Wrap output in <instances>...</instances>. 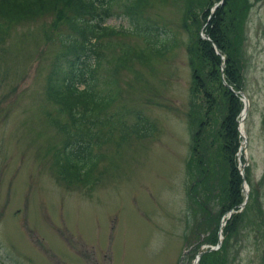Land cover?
I'll return each instance as SVG.
<instances>
[{"label": "rangeland", "instance_id": "1", "mask_svg": "<svg viewBox=\"0 0 264 264\" xmlns=\"http://www.w3.org/2000/svg\"><path fill=\"white\" fill-rule=\"evenodd\" d=\"M248 2L241 54L246 144L233 159L239 175L247 169L238 188L250 200L246 210L241 211L244 199L235 212L236 224L225 238L227 212L220 214L228 192L226 166L215 164L206 189L198 186L194 199L188 194L195 179L185 167L189 102L204 98L189 92L186 46L193 28L179 26L181 2L152 1L147 8L145 15L165 29L172 47L144 65L134 62L117 71V100L102 115L110 117L112 130L108 136L105 127L106 140L93 148L100 158L86 183L57 172L54 158L67 119L45 95L65 25L51 31L53 17L46 15L7 29L0 41V264H193L198 253L221 244L222 264H264V0ZM110 11L104 25L118 34L101 39L110 45L105 53L143 48L115 2ZM206 106H194L196 113ZM132 112L153 126L148 136L128 132ZM213 238L218 246L209 244Z\"/></svg>", "mask_w": 264, "mask_h": 264}, {"label": "trees", "instance_id": "2", "mask_svg": "<svg viewBox=\"0 0 264 264\" xmlns=\"http://www.w3.org/2000/svg\"><path fill=\"white\" fill-rule=\"evenodd\" d=\"M152 1L159 4L181 2L179 26L184 31L193 28L186 46L191 71L189 92L193 97L201 93L204 99L200 104L189 102L191 152L185 167L188 176L195 179L188 194L194 199L198 186L206 189L215 164L221 162L226 166L228 192L223 195L220 215L230 210L233 213L223 219L226 222L221 234L225 238L236 224L238 212H235L244 200L238 184L247 180V169L243 170L242 179L233 158L240 145L237 121L242 102L234 91H242L241 54L245 41L244 24L250 8L248 0H0V41L7 29L16 23L39 16L53 17L49 23L51 31L58 30L60 24L65 25L66 33L57 37L61 50L46 77L45 95L54 104L56 114L67 119L62 128L65 132L63 145L54 158L57 172L63 179L86 183L100 158L93 153V148L106 140L105 127L109 128L108 136L112 130L110 117L102 115L117 100V71L129 68L134 62L144 65L151 57L160 56L172 47L165 29L145 15ZM113 2L128 20V31L143 41V48L133 50L122 46L117 56L105 53L110 45L102 44L101 39L117 33L104 25L112 14ZM214 4L217 6L211 12ZM200 105L207 106L198 114L194 106ZM215 111L220 113L217 119L213 118ZM132 116L134 122L129 126V133L146 137L153 131V126L140 113L132 112ZM205 116H210L211 121L203 119ZM118 118H121L120 114ZM117 122L124 132L126 127L122 121ZM226 196L235 197L228 201ZM249 200L248 194L241 211L246 210ZM212 240L209 244L216 245L215 238ZM222 247L223 244L217 251L202 253L197 264H222Z\"/></svg>", "mask_w": 264, "mask_h": 264}, {"label": "water", "instance_id": "3", "mask_svg": "<svg viewBox=\"0 0 264 264\" xmlns=\"http://www.w3.org/2000/svg\"><path fill=\"white\" fill-rule=\"evenodd\" d=\"M214 7H216V5H213ZM214 48V47H213ZM215 51H216V53H217V49L215 48ZM223 84H225V82L223 81ZM237 94H239L240 96H241V100H243V107H242V112H241V117H240V120H239V122H241L242 123V119H243V117H244V115H245V113H246V108H247V100H246V98H245V96H244V94H243V92H236ZM242 141H241V143H242V145H245V137L244 136H242V139H241ZM243 193H244V196H245V201H246V199H247V196H246V190H243ZM230 212L231 211H229L228 212V214H230ZM220 238V237H219ZM219 238H218V243H217V246L219 245V242H220V240H219ZM203 252H200V253H198L197 254V256H196V259H195V263L194 264H197V259L199 258V256L202 254Z\"/></svg>", "mask_w": 264, "mask_h": 264}, {"label": "bare ground", "instance_id": "4", "mask_svg": "<svg viewBox=\"0 0 264 264\" xmlns=\"http://www.w3.org/2000/svg\"><path fill=\"white\" fill-rule=\"evenodd\" d=\"M239 120H240V119H239ZM239 131L241 132L242 135H244L243 132H242V125H241V122H239Z\"/></svg>", "mask_w": 264, "mask_h": 264}]
</instances>
